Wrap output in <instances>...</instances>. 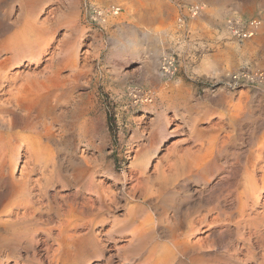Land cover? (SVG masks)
Instances as JSON below:
<instances>
[{"label":"rangeland","instance_id":"rangeland-1","mask_svg":"<svg viewBox=\"0 0 264 264\" xmlns=\"http://www.w3.org/2000/svg\"><path fill=\"white\" fill-rule=\"evenodd\" d=\"M191 4L203 11L186 38L176 22ZM230 18L261 31L235 40ZM0 52V174L29 178H0V264L261 261L264 83L227 78L264 70V0H0ZM19 205L27 217L9 220ZM184 241L197 256H182Z\"/></svg>","mask_w":264,"mask_h":264},{"label":"built area","instance_id":"built-area-1","mask_svg":"<svg viewBox=\"0 0 264 264\" xmlns=\"http://www.w3.org/2000/svg\"><path fill=\"white\" fill-rule=\"evenodd\" d=\"M203 11L201 4H191L187 8L186 14H179L177 18V27L180 32L186 34L189 38V32L186 30L189 19H194ZM121 12V7H112L109 10L96 8L94 10L95 20L105 23L110 15L117 16ZM227 31L231 38L238 41H245L257 36L261 29L262 23L258 19L244 21L242 19L230 18L227 21ZM159 71L166 80L173 79L179 72V63L175 53L164 55L160 61ZM228 84L232 87L242 86V84H260L264 83V70L251 72L249 70H241L230 73L227 78ZM150 97H146L145 101H150Z\"/></svg>","mask_w":264,"mask_h":264},{"label":"bare ground","instance_id":"bare-ground-1","mask_svg":"<svg viewBox=\"0 0 264 264\" xmlns=\"http://www.w3.org/2000/svg\"><path fill=\"white\" fill-rule=\"evenodd\" d=\"M261 28H262V26H261ZM260 31H261V29L259 30V32H258V34L260 33ZM25 32V31H24ZM257 34V35H258ZM26 35V34H25ZM24 36V35H23ZM20 37V36H19ZM38 37V36H37ZM11 38V37H10ZM16 39V38H15ZM41 39V38H40ZM19 40V39H18ZM35 40V39H34ZM4 41V40H3ZM21 41V40H20ZM36 42V41H35ZM9 43H10V40H9ZM14 43V42H13ZM16 43V42H15ZM31 43V42H30ZM17 45V44H16ZM7 46V45H6ZM25 46V45H24ZM13 48V47H12ZM12 50V49H11ZM40 50V49H39ZM9 52V51H8ZM1 53V52H0ZM12 53V52H11ZM29 55V54H28ZM33 56H35V55H33ZM10 60H11V58H10ZM11 63V62H10ZM9 63V64H10ZM5 65H7V62L6 63H0V67H3V66H5ZM14 76V75H13ZM5 78V77H4ZM19 78V77H18ZM22 78V77H21ZM54 78V77H53ZM1 79V78H0ZM20 79V78H19ZM24 80V79H23ZM23 82V81H22ZM31 82V81H30ZM33 82V81H32ZM35 82V81H34ZM36 84H38V83H36ZM36 84H34V85H36ZM40 84V83H39ZM23 85V84H22ZM26 85V84H25ZM34 85H32L33 87H34ZM45 85V84H44ZM13 86V85H12ZM30 87V86H27V87H30L31 89H28V90H32V88L33 87ZM37 86V85H36ZM39 86V85H38ZM40 87H42L41 85H40ZM49 87V86H48ZM14 88V87H13ZM12 88V89H13ZM23 88H26V86H24ZM39 88V87H38ZM50 88V87H49ZM15 89V88H14ZM13 89V90H14ZM19 89V88H18ZM20 89H22L21 87H20ZM28 90H26V91H28ZM15 91V90H14ZM16 91H18L17 89H16ZM21 91V90H20ZM25 91V93H28V92H26ZM36 91V90H35ZM34 91V92H35ZM42 91V90H41ZM12 92V91H11ZM19 92V91H18ZM17 92V93H18ZM24 92V91H23ZM29 92H31V91H29ZM33 92V91H32ZM31 92V93H32ZM15 93V92H14ZM40 94V93H39ZM7 95V94H6ZM21 95H22V93H21ZM28 95V94H27ZM26 95V96H27ZM33 95H34V93H33ZM36 95V94H35ZM47 96V95H46ZM13 97V96H12ZM16 97V96H15ZM24 95H22L21 97H19L18 98V100L19 101H22V100H24ZM30 97H31V95H30ZM38 97V96H37ZM14 99V98H13ZM28 99V98H27ZM8 100V99H7ZM14 100H16V99H14ZM38 100H40V99H38ZM41 101V100H40ZM43 101V100H42ZM11 102V101H10ZM9 102V103H10ZM14 102V101H13ZM23 102V101H22ZM32 102V101H31ZM36 102H38V101H36ZM35 103V102H34ZM25 104V103H24ZM27 104V103H26ZM25 104V105H26ZM38 104V103H37ZM19 106V105H18ZM20 106H21V104H20ZM27 106V105H26ZM32 106H33V103H32ZM35 106V105H34ZM22 107H23V105H22ZM46 107V106H45ZM38 108V107H37ZM41 108V107H40ZM34 109V108H33ZM39 109V108H38ZM37 109V110H38ZM30 110V109H29ZM16 111V110H15ZM18 113V112H17ZM20 115V114H19ZM25 115V114H24ZM237 116V115H236ZM232 117H233V114H232ZM237 118H238V116H237ZM26 119H28V118H26ZM33 119V118H32ZM234 119H236V117H235V115H234ZM31 120V119H30ZM238 120V119H237ZM235 121V120H234ZM9 122V121H8ZM14 122V121H13ZM23 122V121H22ZM34 122V121H33ZM21 124V123H20ZM23 124V123H22ZM6 125V124H5ZM14 125V124H13ZM33 125V124H32ZM11 126V125H10ZM9 126V127H10ZM31 128V127H30ZM32 129V128H31ZM17 130V129H16ZM14 132V131H13ZM17 135H18V133H16ZM1 135V134H0ZM2 136V135H1ZM4 137V136H3ZM3 137H0V141H2V138ZM14 137V136H13ZM261 137H263V136H261ZM4 139H5V137H4ZM12 138H10V139H8V142L10 143L12 140H14V139H12ZM25 139V138H24ZM49 139V138H48ZM23 140V139H22ZM5 141V140H4ZM261 141V140H260ZM3 143V142H2ZM15 142H13V144H14ZM28 144V146L27 147H29V151L30 152H32V153H35L36 152V150H37V148H38V145L35 143V141L34 142H32V141H28L27 142ZM257 145V144H256ZM1 146V145H0ZM15 146V145H14ZM17 146V145H16ZM258 146V145H257ZM20 147V146H19ZM260 147V146H259ZM261 148H263L264 149V138L262 139V141H261ZM260 148V149H261ZM15 149V148H14ZM255 149V148H254ZM262 149V150H263ZM17 150V149H16ZM26 151V150H25ZM17 152V151H16ZM1 153V152H0ZM8 153V152H7ZM260 153V152H259ZM263 153V152H262ZM262 153L261 154H257L258 155V157L259 158H261L262 160H263V155H262ZM17 154V153H16ZM15 154V155H16ZM31 156V155H30ZM16 157V156H15ZM26 157V156H25ZM254 157V156H253ZM139 158V157H138ZM7 159V158H6ZM14 159V158H13ZM16 159V158H15ZM141 159V158H140ZM258 160V159H257ZM260 161V160H259ZM12 162V161H11ZM37 162V161H36ZM13 163H15L14 161H13ZM12 163V164H13ZM139 163H140V161H139ZM25 164V163H24ZM14 165V164H13ZM38 165V164H37ZM39 166V165H38ZM264 166V165H263ZM12 167V166H11ZM253 168V167H252ZM9 171V170H8ZM7 171V172H8ZM26 171V170H25ZM31 171V170H30ZM253 171V170H252ZM33 174V173H32ZM28 175V174H27ZM28 177V176H27ZM27 177L26 176H23V178L22 179H20V180H16L15 179V176H14V172L12 171L10 174H8V175H5L3 172L0 174V178H2V179H7V178H9V181L11 182V184L13 183L14 185H15V183L17 184V183H22V184H24L23 182H25L26 181V179H27ZM264 178V177H263ZM19 179V178H18ZM29 180V178L27 179V181ZM26 181V182H27ZM25 182V183H26ZM30 182V181H29ZM264 182V181H263ZM262 184H264V183H262ZM256 185H257V181H256ZM39 186V185H38ZM255 186V185H254ZM253 186V187H254ZM257 188H260L259 186L257 187ZM256 187H255V190L257 191H255L257 194H258V191H259V189H257ZM17 189H16V187L15 186H9L8 187V190L5 192V193H7V198H8V196H13L14 194H15V192H17L16 191ZM253 190V189H252ZM263 190H264V186H263ZM251 191V190H250ZM3 193V192H2ZM251 193V192H250ZM255 194V193H254ZM256 194V195H257ZM16 197V196H15ZM251 197V196H250ZM259 197V196H258ZM255 198H257V196L255 197ZM247 200H248V198H247ZM253 200V199H252ZM90 202V201H89ZM25 203V202H24ZM21 204V203H20ZM22 205V204H21ZM13 206V205H12ZM17 206V205H16ZM24 206V205H23ZM33 207V206H32ZM71 208V207H70ZM86 209H87V207H86ZM96 209V208H95ZM27 210H28V206L26 207H22V206H20L19 205V207H17L16 208V210H12V211H10L9 212V214L7 213V216L9 217L8 219L9 220H12L14 217L16 218V219H19V218H21V214L24 216V217H27ZM23 211V213H21ZM32 211V210H31ZM82 212V211H81ZM33 213V212H32ZM66 213V212H65ZM242 214V213H241ZM6 216V217H7ZM22 216V217H23ZM32 216V215H31ZM4 219V218H3ZM15 220V219H14ZM65 220V219H64ZM5 221V220H4ZM13 221V220H12ZM10 222V221H9ZM8 222V223H9ZM74 222V221H73ZM2 223V222H1ZM62 223V222H61ZM69 223V222H68ZM5 224H7V222H5ZM12 225H13V223H12ZM64 225V224H63ZM69 225H70V223H69ZM78 225V224H77ZM77 225H76V227H77ZM61 226H62V224H61ZM66 227V226H65ZM70 227V226H69ZM62 228V227H61ZM60 228V229H61ZM68 228V227H67ZM72 228H74V227H72ZM69 229H71V228H69ZM68 229V230H69ZM63 230V229H62ZM73 230V229H72ZM71 230V231H72ZM61 231V230H60ZM66 232H69V231H67V230H64L62 233L63 234H65ZM171 234H173L172 232H171ZM176 234V233H175ZM178 234V233H177ZM58 235V234H57ZM72 235V234H71ZM181 235V234H180ZM184 235V234H183ZM58 236H60V235H58ZM73 236V235H72ZM70 238V240L72 241V237H69ZM68 237H63L62 238V240H61V248H63V247H67V250H68V248H70V247H72L73 246V248H75V246H77V244H76V242H74V241H69L68 239H69ZM76 238H77V236H76ZM263 238V237H262ZM54 239H56V241H57V238H56V236H55V238ZM74 239V238H73ZM175 239V238H174ZM177 239V238H176ZM179 239V238H178ZM181 239V238H180ZM59 240V239H58ZM78 240V239H77ZM177 241V240H176ZM179 241V240H178ZM182 241V240H181ZM35 243V242H34ZM78 243V242H77ZM190 243L191 242H188V241H184V242H180V243H177L176 244V246L177 247H179L180 248V252H181V254H182V256H186V257H191V255H193L194 256V253L196 254V256H197V253H198V249H197V244H196V246H191L190 245ZM60 244V243H59ZM175 245V244H174ZM52 246V245H51ZM51 246H49L48 244H45V248L43 249L45 252H50L51 253ZM173 247H175V246H173ZM175 249V248H174ZM55 250V249H54ZM59 250V249H58ZM57 250V251H58ZM56 251V250H55ZM44 252V253H45ZM59 252V251H58ZM58 252H56V253H58ZM67 252H69V251H67ZM179 252V253H180ZM55 253V252H54ZM60 253V252H59ZM248 253V252H247ZM62 254V253H61ZM201 254V253H200ZM74 255V254H73ZM69 256V255H68ZM176 256H177V254H176ZM53 257H56V255L54 254V256ZM252 257V256H251ZM57 258V257H56ZM261 258V261H259V259H256V257H253V258H250L251 260H253L254 261V264H264V255L262 256V257H260ZM192 259V261L194 262V263H196V262H198V260L200 261V260H202L201 259V257L200 256H197V257H192L191 258ZM159 262V261H158ZM57 263V262H56ZM59 263H60V261H59ZM159 263H161V262H159ZM193 263V264H194Z\"/></svg>","mask_w":264,"mask_h":264}]
</instances>
